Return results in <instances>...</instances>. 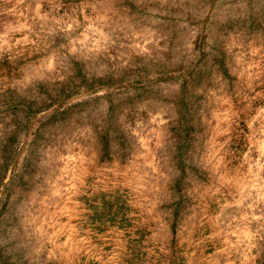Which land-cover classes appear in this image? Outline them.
Listing matches in <instances>:
<instances>
[{"label":"rangeland","instance_id":"374dc122","mask_svg":"<svg viewBox=\"0 0 264 264\" xmlns=\"http://www.w3.org/2000/svg\"><path fill=\"white\" fill-rule=\"evenodd\" d=\"M0 264H264V0H0Z\"/></svg>","mask_w":264,"mask_h":264}]
</instances>
